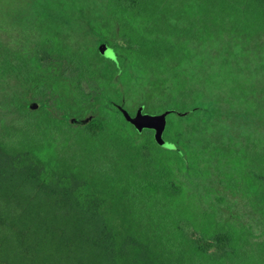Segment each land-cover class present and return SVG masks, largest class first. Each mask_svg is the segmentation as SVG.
Instances as JSON below:
<instances>
[{"label":"trees","instance_id":"16d2710c","mask_svg":"<svg viewBox=\"0 0 264 264\" xmlns=\"http://www.w3.org/2000/svg\"><path fill=\"white\" fill-rule=\"evenodd\" d=\"M103 1L110 33L134 49L143 74L166 75L189 57L147 28L165 0ZM251 46L264 55V38ZM31 62L43 106L0 124V264H264V242L204 231L176 152L101 106L83 52L41 42ZM256 158L245 162L264 190Z\"/></svg>","mask_w":264,"mask_h":264},{"label":"rangeland","instance_id":"374dc122","mask_svg":"<svg viewBox=\"0 0 264 264\" xmlns=\"http://www.w3.org/2000/svg\"><path fill=\"white\" fill-rule=\"evenodd\" d=\"M104 5L0 0V124L43 106L31 54L41 42L61 41L92 62L101 106L117 110L131 132L151 129L157 144L176 152L205 232L264 242V190L245 162L264 160V55L251 46L264 38L257 37L264 0H165L147 28L185 45L189 57L160 76L143 74L134 49L110 33ZM57 89L68 96L64 84Z\"/></svg>","mask_w":264,"mask_h":264}]
</instances>
